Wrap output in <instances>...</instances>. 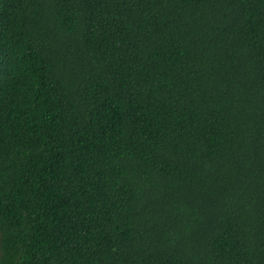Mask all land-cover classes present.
<instances>
[{"label":"trees","instance_id":"1","mask_svg":"<svg viewBox=\"0 0 264 264\" xmlns=\"http://www.w3.org/2000/svg\"><path fill=\"white\" fill-rule=\"evenodd\" d=\"M0 264H264V0H0Z\"/></svg>","mask_w":264,"mask_h":264}]
</instances>
